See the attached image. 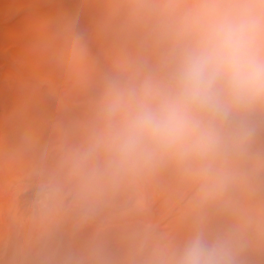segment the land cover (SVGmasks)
Masks as SVG:
<instances>
[{"label": "bare ground", "instance_id": "obj_1", "mask_svg": "<svg viewBox=\"0 0 264 264\" xmlns=\"http://www.w3.org/2000/svg\"><path fill=\"white\" fill-rule=\"evenodd\" d=\"M165 3L0 0V264H152L198 226L233 230L252 246L244 264H264V132L229 162L233 180L215 200L202 201L199 183L174 165L88 198L72 175L104 77L129 76L139 58L161 55L152 30ZM23 180L48 187L46 217L27 220L14 205Z\"/></svg>", "mask_w": 264, "mask_h": 264}, {"label": "clouds", "instance_id": "obj_2", "mask_svg": "<svg viewBox=\"0 0 264 264\" xmlns=\"http://www.w3.org/2000/svg\"><path fill=\"white\" fill-rule=\"evenodd\" d=\"M162 8L152 30L161 55L139 58L129 76L104 77L88 139L71 156L85 198L174 165L199 183L202 201L218 199L233 180L229 162L264 132V0ZM241 253L233 230L198 226L152 264H244Z\"/></svg>", "mask_w": 264, "mask_h": 264}, {"label": "rangeland", "instance_id": "obj_3", "mask_svg": "<svg viewBox=\"0 0 264 264\" xmlns=\"http://www.w3.org/2000/svg\"><path fill=\"white\" fill-rule=\"evenodd\" d=\"M75 150H76V148H74V151ZM19 189H20L19 193L14 198V205H15V203L20 204L21 210H22L21 213H23L26 216L27 220H29V219L32 220L35 217L43 218V217H46L48 215V213L50 212V210L52 208L53 199L50 196L51 193L48 190L47 186H44L40 183L35 184V183H33V181L23 180L20 182ZM42 190H43V194L38 196V194L41 193ZM182 197H183V193H181L177 198H175V200H173L171 205H170V206L174 205V212L175 213L180 210L179 202L182 200ZM121 201H122V199H119L118 202H116V204H118ZM9 221L13 226H17L19 219L15 218L14 214H11L9 217ZM123 223L124 222H121V221L119 222V224H123ZM127 223H129V222H127ZM259 229H260L259 230L260 232L262 230H264V225H261V227ZM259 231H257V232L259 233ZM262 232H264V231H262ZM257 234H256V237L258 238V236L261 233L259 235H257ZM259 238L261 239L262 236ZM260 239H258V240H260ZM242 246H243L242 250L245 251V248L247 250L251 245H248V243H247V245L244 244ZM247 246H249V247H247ZM249 249L251 250L252 246Z\"/></svg>", "mask_w": 264, "mask_h": 264}]
</instances>
